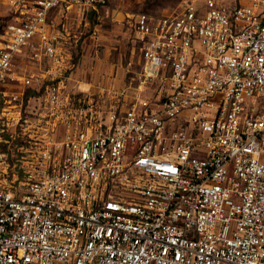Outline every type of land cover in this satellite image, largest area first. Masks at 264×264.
Returning a JSON list of instances; mask_svg holds the SVG:
<instances>
[{
    "label": "built area",
    "instance_id": "2783aa9c",
    "mask_svg": "<svg viewBox=\"0 0 264 264\" xmlns=\"http://www.w3.org/2000/svg\"><path fill=\"white\" fill-rule=\"evenodd\" d=\"M5 1L0 264H264V0L135 14L88 88L51 14L113 0Z\"/></svg>",
    "mask_w": 264,
    "mask_h": 264
},
{
    "label": "rangeland",
    "instance_id": "374dc122",
    "mask_svg": "<svg viewBox=\"0 0 264 264\" xmlns=\"http://www.w3.org/2000/svg\"><path fill=\"white\" fill-rule=\"evenodd\" d=\"M186 0H113L98 14L81 16L68 12L67 21L60 12L51 14L56 25H64L76 42L73 57L78 64V75L89 76L97 83H111L122 78V67L134 49L132 17L139 13L168 15L177 12ZM231 4L247 0H227ZM11 8L0 0V31L11 20ZM91 82V81H89Z\"/></svg>",
    "mask_w": 264,
    "mask_h": 264
},
{
    "label": "crops",
    "instance_id": "0c3cea01",
    "mask_svg": "<svg viewBox=\"0 0 264 264\" xmlns=\"http://www.w3.org/2000/svg\"><path fill=\"white\" fill-rule=\"evenodd\" d=\"M61 15V14H60ZM63 16V15H62ZM78 72H79V70L77 71V75H78ZM79 77H82L83 79H85V81H86V85H84L83 87L84 88H88L89 87V81H91L92 83H96L97 84V82L96 81H93L92 79H89V76H83V75H78ZM99 84H101V83H99ZM103 84V83H102Z\"/></svg>",
    "mask_w": 264,
    "mask_h": 264
}]
</instances>
